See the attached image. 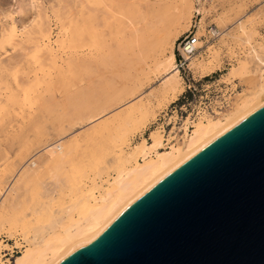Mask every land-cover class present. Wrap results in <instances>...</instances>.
Returning a JSON list of instances; mask_svg holds the SVG:
<instances>
[{"label": "rangeland", "instance_id": "1", "mask_svg": "<svg viewBox=\"0 0 264 264\" xmlns=\"http://www.w3.org/2000/svg\"><path fill=\"white\" fill-rule=\"evenodd\" d=\"M190 1L194 8L188 15L190 19L186 17L175 29L170 28L173 33L167 38L162 56L157 42L143 44V38H136L132 31H140L138 37L147 32V37L152 28H162L165 24L171 27L173 24L167 20H172L179 0H138L139 6L130 0H0V202L8 185L20 180L16 178L18 172L30 159L28 156L35 154L33 148L51 136L53 144H47L36 157L63 141L71 142L79 137L78 143H84V148L79 146L82 143L78 145L75 157H71L73 162L64 165V169L42 170L30 183L15 181L5 200V207L10 199L12 206L7 205L9 208L3 213L8 219L0 229V259L1 253L12 247L22 252L27 240L41 233L55 218L64 217L67 210L74 208L71 214L77 218L75 207H83L91 195L98 196L116 177L122 167L120 162H112L120 153L118 150L125 154L142 140L150 143L154 129L161 136V151L174 144L178 147L185 127L205 118H222L231 109L223 108L227 97H235L236 103L238 94L254 87L248 84L250 80L247 83L240 80L242 83L227 73L243 62L249 70H254V78L258 79L262 65L253 60L252 51H260L264 46V0H199L198 4L196 0ZM239 19L243 22L242 31L235 26ZM88 20H92L90 25ZM99 20L103 21L99 23ZM86 24L93 27V36L84 29ZM193 25L198 26L197 30L192 29ZM75 29L80 30L81 37L73 35ZM184 29L202 36L201 58L207 62L212 59L213 65L202 73L191 66L190 69L177 67L182 92L176 99L155 98L156 101L151 96L147 103L151 115L148 112L145 118L139 116L133 122H124L120 117L119 121L118 113L146 102L149 95L157 93L164 74L155 71V66L168 56L172 43L175 52L178 42L175 39ZM210 29L218 30L222 36L212 40L211 47L206 49ZM249 36L251 39L246 42ZM259 55L264 61V54ZM111 114H117L118 121ZM92 116H95L94 126L88 120ZM108 117L114 122L107 123ZM103 123L108 128L97 135L95 132L101 130L98 127ZM192 129L186 134H191ZM86 130L93 132L94 138L89 134L82 138ZM53 185L54 192L48 196L46 191Z\"/></svg>", "mask_w": 264, "mask_h": 264}, {"label": "water", "instance_id": "2", "mask_svg": "<svg viewBox=\"0 0 264 264\" xmlns=\"http://www.w3.org/2000/svg\"><path fill=\"white\" fill-rule=\"evenodd\" d=\"M58 264H264V106Z\"/></svg>", "mask_w": 264, "mask_h": 264}, {"label": "bare ground", "instance_id": "3", "mask_svg": "<svg viewBox=\"0 0 264 264\" xmlns=\"http://www.w3.org/2000/svg\"><path fill=\"white\" fill-rule=\"evenodd\" d=\"M130 1L133 2V4H134V2L138 3V0H130ZM141 2H148V0H141ZM199 2H200L199 0H196L197 4ZM130 3H129V5H130ZM192 4H193V2H191L190 0H179V4L176 5V8H175L176 10L174 9L175 11L171 15L172 17H170V19H172V20H170V21H169V19L167 20L169 23L171 22V24H173V25H171V27H169L170 24L168 23L169 26L168 25L166 26V24H165L164 25L165 27H162V28H155V29L152 28V30H149L150 34L147 37H146V35L148 33L145 31H144L145 32L144 34H142L141 36L138 37L140 31H138L137 29H134L132 31L133 35L136 38L145 39L146 40V41L144 40L145 43L143 42V39L141 41L143 44H146V45L152 43V42H149L152 40L157 42L156 44H158V46L160 47L159 51H160L161 55L163 56L164 51H165L164 46L167 44V41H168L167 38L171 35V33H173V31L171 32L170 28L172 30L175 29V27L180 25L182 21L187 19L186 17H188L190 19V17H189L190 11L192 9H194ZM75 5H77V3ZM123 6H125V5H123ZM138 6H139V3H138ZM122 9H123V7H122ZM196 12L199 13V11H196ZM135 13H136V11H135ZM74 14H75V12H74ZM76 14H77V12H76ZM70 15H72V14H70ZM96 16H98V15H96ZM116 16H118V15H116ZM74 17H75V15H74ZM88 21L89 22L87 24L91 23L92 20L91 21L88 20ZM100 21L101 20H99V23H100ZM127 21L125 22L126 24H127ZM97 22H95L94 24L96 25ZM128 23H130V22L128 21ZM87 24H86V27L84 29L87 28L86 30L89 33V35L93 36V27L88 26ZM156 24H158V23H156ZM236 24L237 25H235V23H234L235 26H238L237 29L240 28L241 31L244 30L243 26H241L243 24L242 19L237 20ZM150 25H152V24L150 23ZM147 26H149V24ZM145 28L146 27H144V29ZM10 30H12V29H10ZM140 30H143V29H140ZM184 30L185 31L183 33L181 32V34L175 39V41H178L179 38H181V36H183L185 33H187L186 29H184ZM6 31H7V28H6ZM3 32H5V31H3ZM45 32H46V30H45ZM81 32L85 33L83 30H81ZM227 33H229V32L227 31ZM211 34H212V37L210 36L209 40H207L205 42L206 43V49H209L211 47L210 43L212 40L222 36V34L218 30H215V29H211ZM73 35L75 37H81L82 36L79 29H75L73 32ZM198 35H199L198 32H196V37L198 38V42L196 43L195 47L198 50V52L196 55H194L192 58L189 59L188 68L190 69L192 67L196 72L202 73L206 69L209 70L208 68L213 65V61H212V59H211V61H208V62L206 60L205 61L202 60L201 54L199 51L204 47L203 46L204 43H203V41L201 42V40H200L202 36H198ZM247 35H248V33H247ZM149 38H152V39L148 40ZM250 39H251V37L248 38V41H246V42H249ZM71 40H73L72 37H71ZM138 40H140V39H137V42H139ZM168 46H170V45L168 44ZM149 48H150V46H149ZM152 48H154V47L152 46ZM45 49H46V47H45ZM141 49H138V50H141ZM173 49H174V43H172L170 46V52H169L168 56H166V57L164 56L165 58H163L155 66V71L159 70V72H163V74H164L163 80L161 81V85H160L158 91H156L157 93L155 95H152V94L149 95L147 97L146 102H144L142 100L143 102L136 103L132 106H128V109L123 110L121 112V114L118 113L119 116L117 114L116 115L111 114L110 116H115V117L118 116L119 121H120V119H122L120 117H123L124 122H125V120H126V122L127 121L129 122V120L131 122H133V121H135L136 118H137L136 120H138L139 116L143 117L144 114L149 112L150 107L147 106V103L150 102L149 97L152 96V97H154V99L160 98L159 100L165 99L167 97H170V99L171 98L176 99V97L182 92V86H181L182 81H180L181 78L179 76V69L177 68L178 66L176 64L175 52H173ZM259 49H261V50L256 51L254 49L252 51L253 60L262 65L260 68L261 72H260L259 76L257 77L258 78L257 80L254 78V77H256V75L253 73L254 70H249V68L243 62H240L238 65H236V67L230 68L229 72L227 73V76H230L231 78L239 79V81L244 80V83H247L250 80L248 84L249 85L251 83L254 84V87L252 89L250 86V89H248L247 92L238 94L239 98L236 101V103H234L235 97H233L231 95H230L231 97H227V100L225 101L227 105L224 106V108H226V109L231 108L229 110V112L224 114L222 118H216V119L205 118L206 120H204V118H203L204 121H202L200 119L201 121H197L193 124V126H192L193 129L191 131V134H189V135L186 134L187 127H185V129H184L185 133L184 134L186 136L184 135L183 141L181 142V144L178 147H176L175 144L174 145L171 144L172 146L164 148V150L161 151L163 148L162 144H161V138H160L161 136L159 135L157 130L154 129L150 133V138H149L150 143H148L146 140H142L138 144H136L135 146L130 148L129 149L130 151L126 152L125 154H124L123 150H121V149L118 150V152H120V153H118V156H115V158H114L115 161H112V162H120L122 167L118 171L116 177L113 178V181L108 186V188L104 191H101V193H99L98 196L91 195L90 198L88 199V201L86 203H84L83 207H81L79 209L75 207V209H77V218L72 216L71 213H73L74 208H71V209L66 211L64 217H58V218H55L53 221H51L50 224H48L46 227L43 228V231L41 233H39L33 239L26 241L27 246H25V248L22 252L20 251V253L18 255L14 256L13 259L9 262V264H58V263H60L62 260H64L66 257H68L75 250H77L81 247H84L85 245H88L94 239H96L119 215H121L130 205H132L137 199H139L144 193H146L149 189H151L159 181L164 179L172 171L177 169L180 165L185 163L188 159L193 157L196 153L201 151L204 147L209 145L212 141H214L215 139L220 137L222 134H224L229 129H231L232 127L237 125L239 122L244 120L246 117H248L249 115H251L252 113L257 111L262 106H264V61H262V59L259 55L262 53L264 54V46L263 47L261 46ZM86 67H88V64ZM150 70H151V68L149 69V71ZM240 82L243 83V81H240ZM137 87H139V85ZM140 88H141V86H140ZM133 89H137V88L135 87ZM24 93H25V91H24ZM121 93L118 95V97H117L118 99L120 98ZM129 94H130V92H129ZM131 95L133 96V93ZM131 95H130V97H131ZM117 98H116V100H117ZM121 101L119 100L120 103H121ZM136 101H138V100H136ZM110 102H112V101H110ZM233 104H234V106H233ZM112 106H114V104ZM106 107H104V109ZM109 107H110V105H109ZM90 108H93V107H90ZM104 109H103V111L99 110L98 112L101 111L100 113H102V112H104ZM149 114L151 115L150 112H149ZM97 115H95V116H97ZM94 117L92 116V117L88 118L89 122H91L92 125L95 122V121H93ZM118 117H116L115 120ZM108 118H109V120L107 119L108 120L107 123L110 121H112V123L114 122V119L112 117H108ZM143 118H145V117H143ZM60 121H59V123H60ZM116 121H118V120H116ZM106 124H105V126H104V123L101 124L100 126L98 125L99 126L98 128L101 129L100 131H98L99 130L98 128L96 129V131H98V133L95 132L93 129H92V131L98 135L102 130L103 131L107 130L108 127H106ZM137 124H138V122H137ZM139 124H140V126L142 125V123H139ZM102 125L104 126L103 128L101 127ZM57 128H59V127H57ZM59 129H61V128H59ZM59 129H58V131H59ZM66 129H67V127H66ZM63 131L64 130H62L61 133H64ZM86 131L88 132L89 130H86ZM86 131H85V134H83V135L80 134L82 136V138L86 137L87 134L92 135L90 137L91 139H92V137L94 138L95 135L91 134L93 132L89 131L90 133L89 132L87 133ZM56 132H57V130H56ZM97 135H96V137H97ZM77 139H75V140L73 139L71 142L70 141L69 142L63 141L59 144H57L54 141L57 144V146H55L53 149L51 148V150H49L47 152L45 151L46 153H44V154L42 153L37 157H36V155L41 153V151H43L46 148L47 144H49L50 142L51 143L53 142V140H54L53 136H51L50 139L46 140L45 142L43 141L42 144H39V146H37L36 149L33 148L34 152L32 151V153H35V154H33L32 156L30 154L28 156V157H30L28 162H25V164H23L24 166L22 165L23 166L22 168L20 167L21 168L20 171L18 170L19 176L16 178L20 179V180H13L14 181L13 184L10 183L12 186L9 184L8 188H7L8 190L6 189L7 191L5 190L6 192L2 196V200L0 202V229L4 228L6 223H7L6 220L8 218H7V216L4 217L3 213H4V210H6L5 212H7V210H8L7 208H9L8 206H12V205H10L12 203V199H10L11 201L9 200L10 204L7 203L8 206L6 205V207H5V204H6L5 200H6V198H8V194L11 193L10 190L13 187V185L15 184V181H16V183L18 181H23V182H19L21 184H23L24 181H26V182L28 181V183H30L31 181L29 182V180L32 177L34 178V176L39 175V173L42 170H45V169H49V170L51 169L52 170L54 168L58 171L60 169L61 170L64 169L63 166L68 164L72 160L71 157L72 156L75 157L74 152L75 153L77 152L76 150L79 148V146L82 147L84 145V143H82L81 141L78 143L79 140H77ZM80 139H81V137H80ZM86 139L87 138H85V141H86ZM81 140L84 141V139H81ZM36 143H38L37 140H36ZM39 143H40V141H39ZM80 143H82V145ZM126 143H128V142H126ZM125 146L123 145V147H125ZM83 148H84V146H83ZM126 149H128V147ZM152 154H154V156ZM72 162H73V160H72ZM16 178H14V179H16ZM25 186H27V185H25ZM54 188H55V185H53V187L51 186V188L46 191L48 196H51L53 194ZM16 248L20 249L18 247H16ZM22 248L23 247H21V250H22ZM1 257H2V253H1ZM0 262H1V259H0Z\"/></svg>", "mask_w": 264, "mask_h": 264}, {"label": "built area", "instance_id": "4", "mask_svg": "<svg viewBox=\"0 0 264 264\" xmlns=\"http://www.w3.org/2000/svg\"><path fill=\"white\" fill-rule=\"evenodd\" d=\"M204 1V0H200ZM200 22V19L198 23ZM199 25V24H197ZM196 25H193L192 29L197 30ZM188 31L186 34L182 36L180 40H178L177 45L175 47V58L176 64L179 69H184V67L188 68L189 59L197 54L198 50L196 49V43L198 42V38L196 37V31L193 30ZM208 35L212 37L211 29L208 31ZM187 89L190 91V87L187 86ZM224 106H226V102L224 101ZM224 108V107H223ZM192 129V126L189 125L187 130ZM191 133V131H190ZM20 253V249L16 247H12L11 250H6L2 253L0 264H9V262L13 259L14 256Z\"/></svg>", "mask_w": 264, "mask_h": 264}]
</instances>
